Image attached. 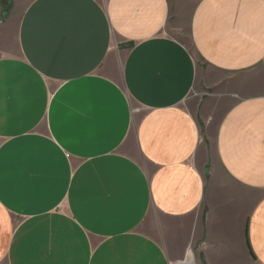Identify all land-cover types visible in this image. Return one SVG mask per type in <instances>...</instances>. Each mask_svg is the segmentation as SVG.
Masks as SVG:
<instances>
[{
    "label": "crops",
    "instance_id": "obj_1",
    "mask_svg": "<svg viewBox=\"0 0 264 264\" xmlns=\"http://www.w3.org/2000/svg\"><path fill=\"white\" fill-rule=\"evenodd\" d=\"M264 264V0H0V264Z\"/></svg>",
    "mask_w": 264,
    "mask_h": 264
},
{
    "label": "built area",
    "instance_id": "obj_2",
    "mask_svg": "<svg viewBox=\"0 0 264 264\" xmlns=\"http://www.w3.org/2000/svg\"><path fill=\"white\" fill-rule=\"evenodd\" d=\"M170 264H197V263L195 260L186 257L182 262L170 263Z\"/></svg>",
    "mask_w": 264,
    "mask_h": 264
}]
</instances>
